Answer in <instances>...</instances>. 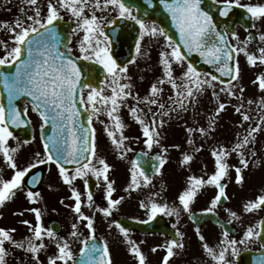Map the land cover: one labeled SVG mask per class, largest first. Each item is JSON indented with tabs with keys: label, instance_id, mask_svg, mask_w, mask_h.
Here are the masks:
<instances>
[{
	"label": "snow or ice",
	"instance_id": "snow-or-ice-1",
	"mask_svg": "<svg viewBox=\"0 0 264 264\" xmlns=\"http://www.w3.org/2000/svg\"><path fill=\"white\" fill-rule=\"evenodd\" d=\"M22 2L26 3L28 8H20L21 16L16 17L12 22H0V29H6L11 33L7 40L0 38V47L4 50V55L0 56V66H11L15 69L14 71L0 70V83L3 84L9 101L7 110L3 104H0V156L12 169L10 178L0 175V206L11 201L18 191H23L30 203H36L38 199H41L39 192L28 188L29 184H36L39 178L33 176L31 180H26V176L38 164L53 163L63 183L71 190L70 198L74 200V204L70 207L75 214L76 222L72 223L68 237L60 236L51 227L43 226L40 208L28 209L34 213L36 223L32 224L28 220L21 221L28 227L30 233V236L25 237L24 240L14 239L15 229L0 227V264H6V257L9 254L4 246L6 242L15 248H22L25 252L31 253L35 264H41L38 254L47 248L44 243L45 237L54 242L57 249L54 255L48 257L47 264H58V262L59 264H69V262L77 264L72 251L73 240H79L81 245L79 252L82 255L79 264H112L109 245L107 241L103 244L96 242L95 216L94 214L87 215L82 210L84 205L82 193L74 185L77 179L83 180L86 190V206L91 209L93 208V194L88 190L87 178L91 175L97 180L104 181L108 206L98 207L97 210L105 217H110L112 209L123 199V197L112 199V193L115 191L114 181L110 180L108 175L112 165L102 156H98L93 118L103 125L107 137L123 158L132 151L126 144L128 140V137L124 135L126 125L120 116L121 106L128 107L130 116L141 125L144 145L151 150L154 145L160 144L158 128L163 126L164 121L159 117L167 116L170 111L174 110L171 106L166 107L165 103L161 102L165 83L169 84L175 92V97L169 96L168 99L184 111L188 110L190 104L195 105L198 96L206 89H215L214 82L216 81L220 84L227 83V87L220 88L219 92L226 93L228 96H236L239 92L238 99L243 100L244 88L239 86L240 69L236 56L243 53L250 65L255 66L258 62L264 65V47H259L256 52H249L247 44L250 40L240 42L237 32L231 30V38L237 41L233 44L229 39L230 29L227 26L223 28L218 26L211 11L204 7V0H159L166 12L170 14L172 23L179 32L180 43H177L165 28L159 27L154 21L146 23L144 19L134 15L135 5L128 3V0H46V13H42L39 0H22ZM148 3L151 4L152 0H148ZM215 3L221 5L218 9L221 17H229L233 7L239 6L246 9L252 19L264 20V3L242 4L240 0H215ZM29 9L32 15L27 14ZM98 12L100 15L97 14ZM112 12H115L118 18L131 19L139 25L140 38L136 41L138 55L142 54L141 42L146 36L164 40L163 50L159 54L163 76L150 85L146 95L140 97L136 94L133 106L126 103L127 99L133 96V85L126 82L130 80L127 75L128 64H118L113 58L110 51L111 40L105 33L104 14L109 13L110 15ZM63 13L69 14V18L75 24L68 37L69 43L73 35L83 33L82 37L77 40L79 56L71 54V47H66L64 51H61L57 25L64 19ZM106 23L115 24L116 20L107 19ZM252 27H255V24ZM254 38L250 34V39ZM259 40L264 43V32L259 33ZM182 48L187 49V53L182 52ZM192 52H198L222 76H229V81L225 82L211 73H203L192 63L185 65L188 59L187 54ZM143 55L147 53L144 52ZM80 59L95 61L103 66L106 75L105 79L100 82L101 86L94 87L91 82L82 78V70L78 63ZM135 61L136 56H133L128 63ZM174 65H180L183 68L179 77L174 74ZM234 81L236 84H233ZM253 83H258L259 89L264 91V72L257 75ZM105 87L109 89L110 94H105ZM21 95L30 98L32 110L41 119L40 139L43 146V151L35 152L34 160L28 162L26 166H20L17 163L16 153L19 151V142L17 147H11L8 144L9 138L13 137L10 126L20 127L31 123L27 119V107L21 111L12 103L16 97ZM212 95L219 101L218 92L213 90ZM247 103L251 105L254 101L248 100ZM257 103L262 114L255 126L250 124L242 136L237 134V140L230 148L220 145L212 149L215 171L208 175L207 179L203 176H188L187 186L177 195L178 205L169 206L167 202L161 203L154 198L148 203L141 201L140 207L148 210V220H152L161 213L168 216L175 215L179 219L181 211H190L192 203L206 185H212L218 190L210 201V207L204 209L205 212H212L221 203L222 198L227 199L226 185L222 181L228 175V170L234 167L228 163V157L233 153L240 157L241 165V167H235L236 182H243L242 168L247 169L250 163L248 152L251 149L249 146L256 139L254 134L264 131V97ZM141 104L154 105L156 111H153L152 107H147L145 111L144 108L139 107ZM225 107L224 102H218L215 115H219ZM242 108L243 104L235 108V111L242 116L241 127L243 122L252 120L248 112H242ZM82 113L87 117L86 125L81 122ZM101 115L107 118V122L100 119ZM215 123V116H211L207 128L189 127L186 130L189 133L196 131L207 136L210 131L214 130ZM49 124L52 127V134L45 136L44 129ZM29 142V140H24L23 144ZM187 142L192 144L193 140L189 138ZM173 147L179 148V145H173ZM202 147L201 145L194 151L199 152ZM161 151L166 153L168 149L162 147ZM147 154L143 153V155ZM251 155H256L254 150H251ZM193 158V155L185 153L181 164H189ZM166 159V156L161 155L155 157L158 161V165L153 169L156 174H160ZM67 165L74 167L69 169ZM130 176L129 189L141 187L138 177L142 178L145 186L151 183L150 177L145 173L138 159L131 161ZM159 195V193L154 194V196ZM259 210H264V194L258 195L254 201H248L243 205V211L246 213ZM226 211L231 218L239 219L235 211L229 209ZM18 214L23 215L22 212ZM82 221L86 222L83 226L89 232V235L83 239L79 231ZM228 222L231 223V220ZM113 226L119 229L129 245V252L138 258V264H146V257L139 244L129 238V229L115 220L108 225L109 228ZM173 227L175 228L176 225ZM196 233L202 242L204 252L211 258L213 264H232L228 256L238 257L240 246H246L253 240H259L260 247L264 249V218L249 225L240 239L235 236L230 237L229 230L225 229L221 233L217 246H210L206 242L199 227L196 228ZM183 235L177 228L176 236L181 239L173 238L159 246L166 249L161 264H169L170 257L174 255V249L184 247ZM151 251L155 252L156 248H152ZM261 264H264V258Z\"/></svg>",
	"mask_w": 264,
	"mask_h": 264
},
{
	"label": "flooded vegetation",
	"instance_id": "flooded-vegetation-1",
	"mask_svg": "<svg viewBox=\"0 0 264 264\" xmlns=\"http://www.w3.org/2000/svg\"><path fill=\"white\" fill-rule=\"evenodd\" d=\"M39 5L42 9V13H46V0H39ZM22 7L26 9L28 8L27 4L22 2V0H0V22H12L16 17L21 16L22 14L19 10ZM27 14L32 15L30 9L28 10ZM97 14L100 15L99 12ZM133 14L136 15L134 9ZM63 15V20L71 22L72 28H74L75 24L69 18V14L63 13ZM104 16L106 27L109 25L106 23L107 19H115L116 17H118L115 12H112L110 15L109 13H105ZM10 35L11 33H9L6 29H0V38L7 40ZM82 35V32L73 35L71 43H69V47L72 48V53L76 55H80L79 49L77 47V40L81 38ZM3 55L4 50L2 47H0V56ZM244 74H247V72H244ZM243 78L246 79V81L243 83L246 85L245 88L252 90L251 85L255 84L253 83L254 77L244 76ZM163 89L164 91L162 94L161 102L165 103L166 107L171 106V108L174 109L170 112L182 110L173 105L172 101L168 99L169 96L175 97L174 90H172L170 86H165L163 87ZM105 91H107L108 93L110 92L107 87H105ZM147 93L148 92H139L138 94L140 97H143ZM250 93L251 92H249L248 94ZM252 99L254 100L255 97H251V100ZM24 106L30 108L31 104L28 101H25ZM190 106L191 104L189 105L188 110L191 109ZM141 107L144 108L145 111H147V107H152L153 111H156V106L154 105L146 106L144 104H141ZM100 119L106 120L107 122L106 118L100 117ZM170 123L171 125L169 134L162 133L163 126L158 128V131L160 132V144L154 145L151 150L147 149L144 145V137L142 133L140 135H130L127 134V129H124V135L128 137L126 144L132 149V151L128 152L123 158H120V162L122 165L123 162H126L131 167V161L139 151L146 152L150 155L159 154L162 157L166 156L167 159L166 163L161 168L160 174L150 176V184L146 186L143 185L142 178L138 177V180H140L141 182V187L139 189H129L128 186L131 179L124 175L119 177L117 168L121 166L120 162H114L113 164L111 162L109 163L110 165H112V167L110 168L108 175L109 179L114 181L115 188V191L112 193V199H119L123 197L120 204L112 209V215L110 217H105L103 213L97 210L98 207L108 206L106 184L104 183V181L102 179L97 180L94 189H91L93 194V208L91 209L86 206V190L83 180L77 179L76 181H74V185L82 193V199L84 200L82 210L87 215L91 216L94 214L95 216L94 228L96 230V242L98 243L99 241L101 244H103L104 241H107L110 249L112 264H138V258L134 254L129 252V245L125 242L122 234L119 232V229L115 228L114 226L112 228H109V223H111L113 220L120 223V219L122 218L133 222L148 221V210L140 207L141 201L148 203L150 199L154 198L161 203L167 202L169 206L178 205L177 195L180 191H171V186H176L178 189L185 188L187 186L188 176H203L205 179H207V176L211 175L215 171V167H212L210 165V167H204L206 168L205 170H207L206 173H201V171L199 173L198 171H189L187 167L185 170L177 172L176 159L178 157H182L185 153L191 155L193 154V148H191L187 141L189 138H191L193 142H196L197 137L186 132L181 136H176L174 124L175 119H170ZM94 128L96 129V137L97 132H104L103 125H101L98 120H96ZM104 135L105 137H107L106 133ZM203 138H206V136H201V145L203 146L202 153L203 155H206L203 161L208 162L210 159L211 164L212 160L214 164V157L209 153L208 138L204 140ZM23 141L24 140L20 135L13 133V137L9 138L8 144L11 147H17L18 142L20 145L23 144ZM107 142L111 144V141ZM173 145H179V148L173 147ZM162 147L167 148L168 151L166 153H162ZM250 149L253 150L252 147H250ZM251 150L248 152V158L250 161L249 167L247 169L242 168V175L244 176V180L242 183L236 182L235 173V167H241L240 157L236 153H233L228 157V163L234 166L228 170V175L222 181L226 183L228 200L225 203H219L217 207L212 211L218 216L219 219L225 222L231 220V223L228 222L231 226L229 231L230 237L235 236L237 239H240L242 237L244 230L249 225L256 223L264 216V210H259L253 213H246L243 211V205L245 203H247L248 201H254L258 195L264 193V188H262L259 193L256 192L254 180L258 171V167L255 163V156L251 155ZM115 154V156H120L116 149ZM54 169L55 168H53V170ZM178 174L181 176L177 177ZM90 178L95 177L90 175L87 179ZM49 186H51V188ZM42 187L38 191L40 193L41 199H38L36 203H30L26 199L25 193L23 191H18L16 196L11 201L6 202L4 206H0V227H4L6 229H15L13 237L17 241L24 240L23 235L26 236L27 234V226L21 223V221H30V217L33 215V213L28 209H31L32 206L41 209L42 219H44L46 227H51L53 230H56L57 228L60 229V232L58 233V235L60 236L68 237V234L71 231L72 223L76 222L75 214L70 207L74 204V200L70 198V192L65 193L61 177L59 175L56 176V184L48 183L45 189H43ZM54 187H56L57 191ZM155 193H159L160 195L154 196ZM216 193L217 189L214 186H204L192 203L190 211H181L179 219H177L175 215L168 216L162 213L158 214L155 218H153L159 222L155 231L145 232L135 229H129V227H127L129 229V238L139 244L141 251L146 257V264H161L162 259L166 254V249L159 246L165 244L166 241L173 238L180 240L181 237L176 236L177 228L184 234L182 237L184 247L180 249H174V255L170 257L169 264H213L211 258L208 257V255L203 250L202 242L199 240V237L196 233V228L199 227L200 233L205 237L206 242L210 246L218 245L221 238V233L224 231V228L219 224L208 220L202 221L200 223H195L192 220L191 216L194 213L204 212V209L210 207V201L216 195ZM240 197H244V202L241 206L238 203ZM62 199L63 203H61ZM21 202L24 203L20 205ZM12 206H14V208L12 209L11 215L9 213V215L11 216L10 219V217H8V210L11 209ZM226 209L235 211L239 219L231 218ZM21 212L23 213V215L18 214ZM29 213L31 214V216H28ZM84 223L86 222H80L79 231L81 234V239L89 235L88 230L83 226ZM58 224L60 225L57 226ZM173 225H176V227L174 228ZM104 227L108 232L107 237H104L102 234V229ZM46 243H51L52 247H54L55 244L54 242L49 241L48 238H46ZM4 246L9 253L6 257V264H35V261L32 260L31 253L25 252L22 248H15L14 246L9 245L7 242ZM80 246L81 245L79 240L72 241V251L74 253V259H76V256L80 254ZM154 247L156 248L155 252L151 251V249ZM263 250L264 249L260 247V241L253 240L247 243L246 246H240L239 256L245 252L260 253ZM38 255L41 264H47L50 254H48L47 251H41ZM228 259L234 264L240 263L238 257H232L231 255H229Z\"/></svg>",
	"mask_w": 264,
	"mask_h": 264
},
{
	"label": "rangeland",
	"instance_id": "rangeland-1",
	"mask_svg": "<svg viewBox=\"0 0 264 264\" xmlns=\"http://www.w3.org/2000/svg\"><path fill=\"white\" fill-rule=\"evenodd\" d=\"M242 1L245 4L260 2L258 0H242ZM261 1L264 3V0H261ZM258 21L260 23L264 22V20H258ZM261 32H264V23H263V29H262ZM145 43H148V52H149L148 54H150L149 62H142V61H139L138 63L135 62L134 64L129 66L128 72H127V75L130 77V80L126 81V82L131 83L133 85L132 88L136 89L137 92L139 91L140 88H143V92H148V88L150 86V83L142 84V82L149 81L148 77H146V76L149 75L147 73L150 70L154 69L152 66H154V67L155 66L156 67L160 66L162 68V65H160V63H159V56H156V55L160 54L161 50H163V47H164L163 38H160V39L157 40V39H153V38L150 37V38H147ZM259 47H264V43L259 41V43H256L255 45L247 44V48H248L249 52H256V50ZM240 61H241L242 70H244L245 72L250 73L249 71H254L255 70L254 72H257V75H259L262 72H264V65L259 64V62L255 66H253L254 67L253 69H251V68L248 69V66H247L248 62H247V59H246V57H245V55L243 53L241 54ZM174 67L176 69L183 70V68L180 65H174ZM158 71H159V75L156 76V77L162 78V76H163V75H161L162 71L155 70L154 71V82L157 80V78H155V74H157ZM150 75H152V74H150ZM244 75L245 74L243 72L242 78L244 77ZM143 77H145V78H143ZM243 83H244V81L239 82V86L243 85L242 87L244 88V92L246 94L244 96V98H243L244 99L243 100V104L244 105L247 104L250 107V106L253 105V103L251 105H249L247 103V101L251 100V97L253 95L256 96V93H255V91H252V92L248 91V89L245 88L246 85L243 84ZM163 87H165V85H163ZM220 88L221 87L215 88L217 90V92L219 93V95H221L223 93V92H219ZM208 91L205 92L204 94L208 93ZM249 92H251V93L248 94ZM203 103L200 100L198 102V105H196V107L194 109V110H196L198 108H203L202 111L198 112L199 118H196V117L193 116L191 119H189L188 118L189 116H181V115H179L176 118V121H175V134H176V136H181L182 134H185V132L188 133V134L197 135V142H193L192 144H189L191 146V148L193 147V149H194V148H198L199 147V143H201V136L202 135L199 132H196V131H193V132L189 133L186 129L189 128V127L193 128V129H196V128H199V127L207 128L208 124H209V117H211V116H215L216 123L214 125V130L210 131L208 133V135L206 136V138H203V140L208 138L210 143H216L217 144L218 137L222 136L223 134L227 135V133L230 132V128L234 124H236L234 126L238 130L241 131L243 126L241 127L240 126L241 122L238 123V120H236V118L233 117L235 113L232 110V106L231 107H228L230 105L226 106L224 111H221L219 113V115H215V113H212L211 109L207 108V103L205 102V99H204ZM233 104H234V101L232 102V105ZM127 105H129V104H127ZM211 108L214 109L213 106H211ZM249 109L252 110V108H249ZM253 113H254V111H252V115H253ZM169 115H170V113H169ZM120 116L122 117V119H123V121H124V123L126 125L125 129H127V134L140 135L142 133L141 125H139L130 116L129 111H128V107H125L123 105L121 106V108H120ZM100 117L106 118L104 115H101ZM186 119H188V120H186ZM39 123H40V121H39ZM34 125H36V124H34ZM169 128H170V126H169ZM37 133H38V129L36 130V134ZM169 133H170V130H169ZM104 134H105V132H103V131L97 132L96 142H97V145H98V156H102L103 158H105L108 163L111 162L113 164L114 162L115 163L120 162V158L121 157L120 156H115L116 155L115 154V147L112 145V143L110 144V143L107 142V141H111V140H109L108 137H105ZM254 135H256V133ZM189 136H191V135H189ZM254 146H255V150H256V157L258 158V160H260V158L263 159V157H264V131L257 132ZM39 150H42L40 142L37 143V142L34 141V142L30 143V144H20L19 151L16 153V159H17L18 165L26 166L28 162L34 160V153L39 151ZM197 155L200 157L199 158L200 160H197V159L194 158L189 164H184V165L181 164L182 157H178L176 159L177 172L185 170L186 167H187V169L189 171H198V173L201 171V173H203V172L206 173L207 170H205L206 169V168H204L205 166L206 167L207 166L210 167V165L212 167L214 166L213 160H212V164H211V160L210 159H209L208 162L202 161V159H204V157L202 156V152H199ZM120 165L121 166H119L117 168V172L119 173L118 174L119 177L124 175V176H126V177L131 179V176H130L131 167L129 166V164L126 163V162H123V165H122L121 162H120ZM52 171H53V168H51V171L47 175V178H46V181L44 183L43 189L46 188L48 183L56 184V176L59 175L57 167L54 169L53 172ZM0 175H2L4 178H10V176L12 175V169L6 165V163L3 161L2 156H0ZM179 176H181V175L178 174L177 177H179ZM254 184H255L256 192H258L262 188H264V162H263L261 168L256 173ZM54 188L56 190V187H54ZM63 189H64L65 193H68V192L71 193V190H70L69 186L64 184V183H63ZM183 189L184 188L178 189L176 186H171L170 190L174 191V192H177V191L181 192ZM243 202H244V197H240V199L238 201L239 205L241 206L243 204ZM23 203L24 202H21L20 205H22ZM13 208H14V206H12L11 209L8 210V215H9V213L11 215V212H12ZM32 208H33V206H32ZM10 215L8 217H10V219H11ZM28 216H31V214L29 213ZM30 221H31L32 224L36 223L34 215H32L30 217ZM41 222H42L43 226L46 227L44 219H42ZM27 230H28V227H27ZM102 234H103L104 237L108 236V232H107V229L105 227L102 229ZM26 236L27 237L30 236L29 231H27ZM26 236L23 235V239ZM44 243L47 245V248H46V250H44L42 252H46L47 251L48 254H50V256L54 255L55 252H56L55 244H54L55 248L51 246V243L47 244L46 243V237H45ZM58 264H59V262H58ZM69 264H71V263L69 262Z\"/></svg>",
	"mask_w": 264,
	"mask_h": 264
},
{
	"label": "water",
	"instance_id": "water-1",
	"mask_svg": "<svg viewBox=\"0 0 264 264\" xmlns=\"http://www.w3.org/2000/svg\"><path fill=\"white\" fill-rule=\"evenodd\" d=\"M138 1L141 4L139 10L140 18L156 20L157 22L160 23V25L163 28L166 29L168 34L174 40L177 41V43H180L179 32L175 28V25L172 22L169 23L168 18H166V21L168 22L166 23L164 18L158 16V13L156 12V8H154V4L155 3L158 4V0H152L151 4L148 3V0H138ZM220 6L221 5H217L215 8H212V3L209 0H204V7L206 8V10L211 11L213 18L218 22L219 27L223 28L227 26L230 30H233L237 23L242 24L247 29L252 27L253 19L245 9L236 6L233 7V9L230 11L229 17H221L218 11ZM146 13L147 15H145ZM106 34L109 36V38L112 41L110 51L113 58L117 61L118 64L128 63L131 60V58L134 56L136 41L139 36V29L133 27L129 23L124 24L116 21L115 24H113L111 27H109L106 30ZM61 48L65 50L66 45L64 44L63 46H61ZM181 51L187 53V49L182 48ZM187 55H188L187 61L189 63H192L199 71L211 73L212 75L219 76L225 82L229 81L230 79L229 76H222L220 73H218L216 71V68L213 65L208 64L204 59V57H202L198 52L188 53ZM78 63L82 70V78L85 81L91 82L93 86L99 87V83L102 80V76L105 75V71L103 67L93 61H87L83 59H80ZM20 109L22 111L21 104H20ZM81 122L85 123V125L87 124V117L83 113L81 115ZM26 126H27L26 131H23L19 127H12V129L22 133L26 138H28L25 134L30 132V127L28 125ZM51 134H52L51 124L46 125L44 129V135L47 136ZM67 167L72 168L74 166L67 165ZM45 168L46 166L42 167V171H43L42 173H44ZM36 172L39 173L40 171H36ZM42 176L43 175L40 172V176L38 177L39 178L38 182L34 185L30 184V187L32 189L38 188V186L42 182ZM246 264H249V262Z\"/></svg>",
	"mask_w": 264,
	"mask_h": 264
}]
</instances>
